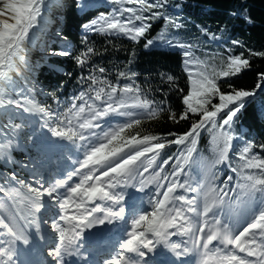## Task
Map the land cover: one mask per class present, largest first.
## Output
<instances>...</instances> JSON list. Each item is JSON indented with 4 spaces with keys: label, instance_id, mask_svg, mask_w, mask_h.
<instances>
[{
    "label": "snow or ice",
    "instance_id": "1",
    "mask_svg": "<svg viewBox=\"0 0 264 264\" xmlns=\"http://www.w3.org/2000/svg\"><path fill=\"white\" fill-rule=\"evenodd\" d=\"M95 2L73 0V6L83 12ZM108 2L110 12L98 10L82 25L80 51L74 54L67 46L44 49L45 55L71 57L81 69L79 91L63 106L56 99L53 109L33 96L36 65L29 53L49 26V10L64 7L63 0H0V160L14 163L18 138L38 120L46 129L39 151L63 163L48 175L32 169L31 179L15 171L0 174V264H69L67 258L73 256L88 264L80 243L85 230L98 235L117 228L122 235L103 264H149L146 257L158 246L177 258L199 253L205 258L202 264H264V142L245 140L236 132L240 114L257 90L264 91V71L251 90L235 83L251 69L252 58L264 59V51L247 49L246 57L234 51L244 47L240 41L231 40L225 42L231 45L224 50L226 56L201 59L194 44L164 31L148 38L155 21L163 20L177 33L183 28L165 11L168 0ZM242 18L251 22L250 17ZM51 22L59 23L55 17ZM201 31L208 35L207 29ZM89 34L110 38L109 43L121 38L143 41L145 49L163 45L178 51L185 86L176 74H161L159 89L163 93L166 86L176 93L178 107L150 97L151 89L141 87L139 73L130 67L113 74L94 63L101 53L90 44ZM53 35L67 44L61 31ZM211 38L221 39L215 34ZM217 55L220 64L214 63ZM165 114L174 125L190 126L161 135L131 131ZM205 132L218 153L213 167L225 165L232 175L220 180L211 173L206 184H193L188 168ZM31 136L35 147L34 127ZM173 146L177 151L169 153ZM233 159L238 161L235 166ZM129 189L143 193L139 200L143 204L146 197L148 207L130 203ZM33 236L43 242L46 253L33 246ZM173 237H180L179 242ZM37 254L38 260L30 258ZM177 264L190 262L179 259Z\"/></svg>",
    "mask_w": 264,
    "mask_h": 264
},
{
    "label": "trees",
    "instance_id": "2",
    "mask_svg": "<svg viewBox=\"0 0 264 264\" xmlns=\"http://www.w3.org/2000/svg\"><path fill=\"white\" fill-rule=\"evenodd\" d=\"M168 4L169 7L165 11L182 23L183 28L177 33L176 29L165 24L163 20L155 21L148 33V38L156 37L164 31L173 39L194 44L196 54L201 59H207L217 53L226 56L227 53L224 50L231 45L225 42L231 40L240 41L244 47H236L234 51L236 53L244 52L246 57L248 56L247 49L264 51V0H168ZM98 10L110 12L112 5L108 0H96L83 12L76 10L73 3L70 5L62 34L67 38V47L74 54L82 47L80 44L84 35L82 25L94 19ZM233 13L238 15H233ZM240 14L250 17L251 22L244 20ZM201 29H207L208 35L205 36ZM213 34L221 39L212 40ZM109 39L102 35L89 34L90 44L101 53L93 58L94 63L107 67L113 74L117 68L126 70L130 67L139 73L138 83L141 84V87L146 90L151 89L148 92L150 97L157 101L163 99L166 103L178 107L179 97L176 93H170L166 86H164L163 93L159 90L162 87L160 84L161 74H176L180 86H185L186 80L181 71V57L178 51H173L163 45L145 49L143 41L135 44L121 38H111V43H109ZM133 53L135 54L134 58L132 57ZM129 59H132L131 64L128 63ZM51 61L64 66L65 73L58 74L47 67L36 66L41 69V72H34L35 81L43 85L46 92L58 98L62 105H65L69 102L72 91H79L78 76L81 69L71 57H55ZM214 63H222L221 57L215 56ZM260 71H264V59L252 58L251 69L242 72L235 79L236 85L248 90L253 89L259 80L258 73ZM112 78L114 79V75ZM214 102L217 101L214 100ZM189 126L190 122L174 125L167 120L165 114L159 120L144 121L141 126L131 131L161 135L169 131L184 132ZM236 132L245 140L255 141L257 144L264 142V91L257 90V95L249 101L246 109L240 114ZM27 137L26 133L18 139L20 143H26ZM239 143L237 142L236 146H239ZM199 147L213 165L218 153L216 145L208 133H202ZM175 151L177 148L172 149V152ZM256 151L259 152V149ZM17 157L18 155L13 152V161ZM237 163V160H232L233 166ZM214 167L218 174L224 172L223 169H219V165Z\"/></svg>",
    "mask_w": 264,
    "mask_h": 264
},
{
    "label": "bare ground",
    "instance_id": "3",
    "mask_svg": "<svg viewBox=\"0 0 264 264\" xmlns=\"http://www.w3.org/2000/svg\"><path fill=\"white\" fill-rule=\"evenodd\" d=\"M66 2H68V0H63V3L65 4ZM66 9V4L64 5V7H61L60 8V11H59V18L61 16V18H64V16L62 15V12ZM49 21H50V24L52 23L51 22V17L48 18ZM64 21V19H62ZM53 24V23H52ZM51 24V25H52ZM63 27V24H61L60 22L58 23V25H52L47 31H45V34L46 35H51L52 31L54 30H58V29H61ZM42 33V32H41ZM41 33L39 34L38 36V41L37 43H39L38 47H36V53H29V59L33 62V61H41L42 59L41 58H45V55L43 54L44 51L41 50L42 49V45H41V42H44L46 40V37L45 35L44 36H41ZM44 34V32H43ZM43 45H45V43H43ZM34 54V55H33Z\"/></svg>",
    "mask_w": 264,
    "mask_h": 264
},
{
    "label": "rangeland",
    "instance_id": "4",
    "mask_svg": "<svg viewBox=\"0 0 264 264\" xmlns=\"http://www.w3.org/2000/svg\"><path fill=\"white\" fill-rule=\"evenodd\" d=\"M60 29H58V30H55V31H59ZM53 32L54 31H52V33H51V35L53 34ZM54 36V35H53ZM54 40H57L58 41V39H56L55 38V36H54ZM63 48V47H62ZM41 50H43V49H41ZM44 62H46L47 60H46V58H41ZM32 75H34V74H32ZM34 84V83H33ZM38 90H39V88H37ZM45 131H46V129H45ZM202 167V169H203V165H202V162H201V160L199 159V157H198V155H194L193 157H192V160L190 161V165H189V168H188V171H190V167ZM202 176L204 175V172H203V170H201V173H200ZM207 178H208V176H207Z\"/></svg>",
    "mask_w": 264,
    "mask_h": 264
}]
</instances>
